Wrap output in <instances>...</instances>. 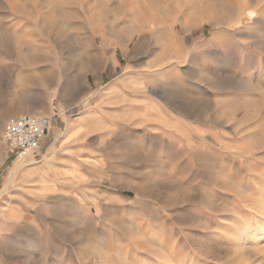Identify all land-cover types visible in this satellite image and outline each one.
Returning a JSON list of instances; mask_svg holds the SVG:
<instances>
[{
	"label": "rangeland",
	"instance_id": "1",
	"mask_svg": "<svg viewBox=\"0 0 264 264\" xmlns=\"http://www.w3.org/2000/svg\"><path fill=\"white\" fill-rule=\"evenodd\" d=\"M201 2L0 0V264H264V0Z\"/></svg>",
	"mask_w": 264,
	"mask_h": 264
},
{
	"label": "built area",
	"instance_id": "2",
	"mask_svg": "<svg viewBox=\"0 0 264 264\" xmlns=\"http://www.w3.org/2000/svg\"><path fill=\"white\" fill-rule=\"evenodd\" d=\"M52 119L42 114H27L5 122L2 139L18 153H35Z\"/></svg>",
	"mask_w": 264,
	"mask_h": 264
},
{
	"label": "bare ground",
	"instance_id": "3",
	"mask_svg": "<svg viewBox=\"0 0 264 264\" xmlns=\"http://www.w3.org/2000/svg\"><path fill=\"white\" fill-rule=\"evenodd\" d=\"M208 1L209 0H202V2L201 3H199L197 6H196V12H198V13H201V12H204V10H205V8H206V6H207V3H208ZM210 1H212V0H210ZM252 13V12H251ZM60 14V13H59ZM141 15V14H140ZM2 43V42H1ZM47 115V114H46ZM49 115V114H48ZM29 153V152H28ZM24 154H26V153H24ZM21 155V154H20ZM18 156L17 158H16V160L14 161V165H13V169H12V172H14L15 170H17L22 164H23V161L25 160V156L24 157H22V156ZM28 156H29V154H28ZM27 157V156H26ZM23 167V166H22ZM21 167V168H22ZM20 169V168H19ZM250 237V236H249ZM248 237V238H249ZM247 241H248V239H247ZM249 241H250V238H249ZM247 249V248H246ZM82 264V263H81Z\"/></svg>",
	"mask_w": 264,
	"mask_h": 264
}]
</instances>
